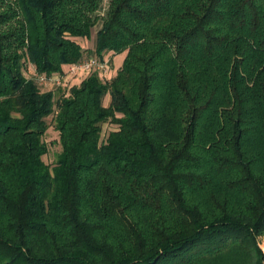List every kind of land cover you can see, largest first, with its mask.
<instances>
[{
  "label": "trees",
  "instance_id": "1",
  "mask_svg": "<svg viewBox=\"0 0 264 264\" xmlns=\"http://www.w3.org/2000/svg\"><path fill=\"white\" fill-rule=\"evenodd\" d=\"M102 3L0 0V264H264V0Z\"/></svg>",
  "mask_w": 264,
  "mask_h": 264
},
{
  "label": "rangeland",
  "instance_id": "2",
  "mask_svg": "<svg viewBox=\"0 0 264 264\" xmlns=\"http://www.w3.org/2000/svg\"><path fill=\"white\" fill-rule=\"evenodd\" d=\"M108 1L109 0H103L102 10L100 11V15H102L106 11L107 5H108ZM100 25H101V23L99 22L92 29V33H91L90 38L87 41L83 42V45H84L85 48H92L93 47V45H94V36H95L96 31L100 28ZM123 57L124 56L122 54L121 55H116V56L109 54V55L106 56V61H109V67L111 68V71H112L111 75H114L115 72L118 70V68L121 66L122 61H123ZM84 75H85L84 72H78L77 76H71L68 80H73V79H76V78L77 79L75 81H70L69 86L78 83ZM107 127H108V125L105 124L104 128L107 129ZM46 135H47L46 136V140H47L48 143L50 141H55L57 139V133L51 128L48 130V133ZM55 147L57 148V146H55ZM46 160L47 161L52 160V155L51 154L48 155L46 157ZM259 246H260L261 250L264 252V237H261L259 239Z\"/></svg>",
  "mask_w": 264,
  "mask_h": 264
},
{
  "label": "built area",
  "instance_id": "3",
  "mask_svg": "<svg viewBox=\"0 0 264 264\" xmlns=\"http://www.w3.org/2000/svg\"><path fill=\"white\" fill-rule=\"evenodd\" d=\"M91 70H97L103 74L108 72L107 61H99L94 57L87 58L81 61L78 64L72 65L64 78L55 79L57 84L61 82V80L67 81L71 76L77 75L78 72H90Z\"/></svg>",
  "mask_w": 264,
  "mask_h": 264
},
{
  "label": "crops",
  "instance_id": "4",
  "mask_svg": "<svg viewBox=\"0 0 264 264\" xmlns=\"http://www.w3.org/2000/svg\"><path fill=\"white\" fill-rule=\"evenodd\" d=\"M77 79V78H76ZM76 79H73V80H71V81H75Z\"/></svg>",
  "mask_w": 264,
  "mask_h": 264
}]
</instances>
